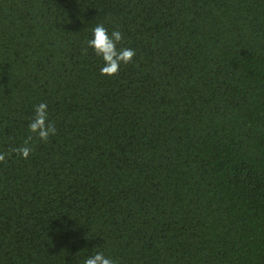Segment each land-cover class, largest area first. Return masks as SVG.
<instances>
[{
    "label": "trees",
    "instance_id": "trees-1",
    "mask_svg": "<svg viewBox=\"0 0 264 264\" xmlns=\"http://www.w3.org/2000/svg\"><path fill=\"white\" fill-rule=\"evenodd\" d=\"M0 154V264H264V0H0Z\"/></svg>",
    "mask_w": 264,
    "mask_h": 264
},
{
    "label": "clouds",
    "instance_id": "clouds-1",
    "mask_svg": "<svg viewBox=\"0 0 264 264\" xmlns=\"http://www.w3.org/2000/svg\"><path fill=\"white\" fill-rule=\"evenodd\" d=\"M122 40V33L114 30L109 33L103 24L96 25L91 30V37L87 41L89 48L103 61L101 74L114 75L119 71L121 64H127L132 60L135 51L131 48L117 50V44ZM35 116L30 121L28 129L31 133L38 136L41 141H46L50 135H55V127L48 121L47 105L40 103L35 106ZM22 157L26 158L31 149L21 147L18 149ZM3 154H0V160H3ZM84 264H115L114 260L105 255L102 251H97L84 260Z\"/></svg>",
    "mask_w": 264,
    "mask_h": 264
}]
</instances>
